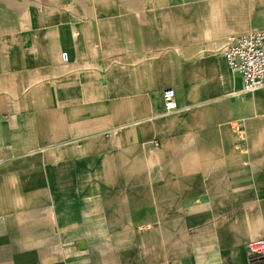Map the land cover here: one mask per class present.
Wrapping results in <instances>:
<instances>
[{"label":"crops","instance_id":"0c3cea01","mask_svg":"<svg viewBox=\"0 0 264 264\" xmlns=\"http://www.w3.org/2000/svg\"><path fill=\"white\" fill-rule=\"evenodd\" d=\"M254 30L264 0H0V264H264Z\"/></svg>","mask_w":264,"mask_h":264},{"label":"built area","instance_id":"2783aa9c","mask_svg":"<svg viewBox=\"0 0 264 264\" xmlns=\"http://www.w3.org/2000/svg\"><path fill=\"white\" fill-rule=\"evenodd\" d=\"M224 57L230 71L241 77V93H255L264 88V30L230 37ZM163 99L166 114L178 112L173 89L165 90ZM247 250L251 256L263 258L264 239L249 242Z\"/></svg>","mask_w":264,"mask_h":264}]
</instances>
